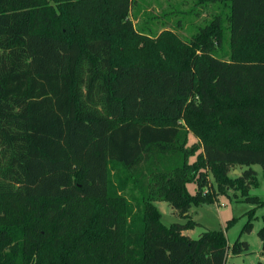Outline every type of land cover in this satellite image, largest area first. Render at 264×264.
I'll use <instances>...</instances> for the list:
<instances>
[{"label": "trees", "instance_id": "trees-1", "mask_svg": "<svg viewBox=\"0 0 264 264\" xmlns=\"http://www.w3.org/2000/svg\"><path fill=\"white\" fill-rule=\"evenodd\" d=\"M136 1L0 0V264H226L235 218L184 233L199 225L192 206L217 198L209 171L219 194L256 205L252 230L264 0H195L227 3L229 59L220 16L189 43L155 40L129 17ZM158 200L184 222L166 225ZM241 237L234 254L249 250Z\"/></svg>", "mask_w": 264, "mask_h": 264}, {"label": "rangeland", "instance_id": "rangeland-1", "mask_svg": "<svg viewBox=\"0 0 264 264\" xmlns=\"http://www.w3.org/2000/svg\"><path fill=\"white\" fill-rule=\"evenodd\" d=\"M229 7L226 2L210 1L206 4L197 3L195 0H137L130 13V19L134 27L142 34H147L155 40L164 31L169 30L179 39L189 43L199 33L202 27L209 25L213 18L220 16L224 27L223 43L216 46V54L224 59L231 56V45L229 39ZM164 59L165 56L163 55ZM198 138L192 133L189 135V145L197 142ZM196 156L192 157L194 160ZM257 172L256 177L259 186L250 188V195L264 198V170L259 164H252ZM248 166H236L230 176L240 175ZM209 184L204 192H210L217 196L214 202H201L193 205L192 217L199 225L184 231L193 238L206 230L226 229L227 222L235 218V222L226 231L229 243L228 258L226 264H264V244L258 235L259 229L264 225L262 216L264 206L258 207L253 213V228L251 231H243L249 220L248 211L256 205L243 200L240 190L230 189L227 194H219V187L209 171ZM130 185L127 188L129 190ZM191 193L197 190V184L190 182L187 185ZM162 215V221L166 225L174 222H184L181 215L170 205L168 201L158 200L155 202ZM242 235L241 240L249 243V250L240 254H234L232 246Z\"/></svg>", "mask_w": 264, "mask_h": 264}]
</instances>
